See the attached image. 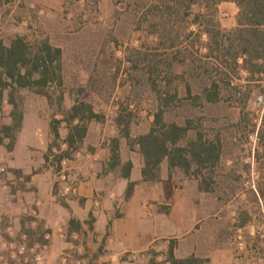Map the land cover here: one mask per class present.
<instances>
[{
	"label": "rangeland",
	"instance_id": "obj_1",
	"mask_svg": "<svg viewBox=\"0 0 264 264\" xmlns=\"http://www.w3.org/2000/svg\"><path fill=\"white\" fill-rule=\"evenodd\" d=\"M126 1L0 0V39L8 44L14 36L22 35L31 45L39 40H47L51 45L60 47L63 83L56 87V91L63 93V108L68 109L75 99H79L90 103L94 111L103 116L101 121H91L88 124L82 142L72 148L64 143L68 127L66 122H62L58 129L59 147H54L48 160H45L47 146L53 140L49 132V122L52 118H63L59 113L54 115L57 109L56 99L53 97L54 101L50 103L44 96L29 89H20L15 94V100L18 109L22 111V119L19 128H16V110L7 102L5 91L0 106V124L3 123L11 129L8 136L0 132V165H4L7 170L1 178L0 204L3 202L2 192L9 194L16 191L19 197L16 198V203L20 200L26 208L35 206L34 200L38 197L47 199V194L51 203L63 207L68 206V202L72 200L82 204L86 198L78 196V190L75 195H62L66 184L57 174L59 167L56 162L60 159L57 156L67 151L66 157L63 158H67L69 162L67 167L70 169V180L78 186L87 181L89 175H93L101 185H105L120 177V166L111 172L106 171L111 139L116 137L119 139L121 161L132 162V181L137 185L134 188L137 192L142 190L146 193L147 197L139 204H156L162 211L167 212L170 200L154 199L151 195L161 191L169 196L174 192L180 195L189 213L184 226L188 227L192 220L190 231L180 236V239L190 238L198 258L212 257L220 264H264V150L258 145L255 133L247 137L250 124H246L247 120L251 119L257 128L262 122L264 80L250 82L252 92L242 116L238 112L239 103L234 100L228 101L224 108L215 111L224 122V156L214 169L213 191H200L195 178L184 175L178 169H169L166 161L161 164L159 181H142V156L137 146L130 147L122 137L115 119L122 108L125 110L124 114L131 113L132 138L147 132L150 127L156 110L155 95L146 77L142 76L144 63L139 59L151 47L155 37L135 28L133 15L126 8ZM236 13L237 8L233 3L223 2L218 6L216 17L222 27L230 29L235 26ZM188 30L196 31V27L191 26ZM189 37L190 44L196 42V35ZM184 69L180 66L177 70L182 72ZM233 77L238 84H248L247 74L242 71ZM183 95L184 92L180 89V96ZM175 106L168 118L181 119L189 114V106L183 98ZM211 114L213 113L198 109L190 112L195 122H202L201 131L208 136L216 132L208 124L207 119L215 117ZM240 117L243 119L239 126L230 125ZM247 125L248 127H245ZM12 139L14 143L10 150ZM14 146L13 155L10 152ZM87 154H90V157H86ZM14 157L16 161H24L26 164L29 162L28 173H17L16 169L9 166ZM34 174L38 175V179L31 178ZM9 175L12 177L9 178ZM97 192L94 191L92 203L85 213V227L80 226L78 231H74L78 234L81 244L76 256L82 264H91L94 259L101 264L105 262L99 245L95 249L90 246V243L99 242L101 239H96L95 233L88 232L92 231L93 227L89 229L86 223H92L91 211L96 209L93 206L96 198L99 200V207L101 206L100 192L104 191ZM109 197L116 198L115 192L111 191ZM7 201L12 203L11 199ZM21 211V216L18 217L20 221L26 222V227L16 233L13 224L8 225L12 227L16 239L22 232L30 234L29 218L23 210ZM59 227L69 234V226L66 229ZM175 227L174 223L166 219L162 224H158L157 229L161 233L168 229L172 232L180 229ZM144 228L150 230L147 226ZM33 240L35 239L32 238V242ZM159 241L164 246L163 241L169 242L171 239ZM165 247L155 251V255L165 257L168 250ZM153 251L152 247L144 259L148 264H152L155 257ZM50 255L49 262L53 261Z\"/></svg>",
	"mask_w": 264,
	"mask_h": 264
},
{
	"label": "trees",
	"instance_id": "obj_2",
	"mask_svg": "<svg viewBox=\"0 0 264 264\" xmlns=\"http://www.w3.org/2000/svg\"><path fill=\"white\" fill-rule=\"evenodd\" d=\"M223 2H231L237 8L235 26L230 29L222 27L216 17L218 6ZM126 8L133 15L135 28L155 37L151 47L138 59L144 63L142 76L146 77L155 95L156 110L148 131L134 138L130 136L131 113L124 114L122 108L115 119L116 125L129 146H137L142 156V181H159L161 164L166 161L169 169H178L195 178L200 191L211 192L215 183L214 169L224 156V122L215 111L234 100L239 103L238 112L242 116L252 92L250 82L264 80L260 78L264 77V0H127ZM191 26H195L196 31L188 30ZM192 35H196L197 40L190 44L189 36ZM61 60L62 49L47 40L31 45L22 35L14 36L8 44L0 39V106L6 91L7 102L16 110V128L22 119V111L15 100L20 89L44 96L50 103L54 97L57 104L54 115L63 116L62 120L52 118L49 122L53 140L47 146L45 160L54 147H59L58 129L62 122L68 127L64 143L72 148L82 142L91 121L103 119L83 100L75 99L68 109L63 108V93L56 91L63 83ZM180 66L184 71L177 70ZM240 71L247 74L248 84L234 81L233 76ZM182 98L189 106V114L181 119L168 118ZM196 109L215 116L207 119L216 130L211 136L203 134L202 122H195L190 116ZM242 119L230 125L237 127ZM261 121L256 128L251 119L247 120L246 124H250L247 137L255 133L258 145L264 150V109ZM10 129L0 124V132L7 136ZM11 141L10 150L14 143L13 139ZM118 146L119 139L112 138L106 171L120 166V177L129 180L132 162L121 161ZM66 155L67 151H63L57 157L61 159ZM134 185V181H128L125 198L131 196ZM86 223L92 229L91 221ZM68 226L70 234L79 230L80 223L70 218ZM166 256L170 264H200L203 261L195 255L175 258L171 244Z\"/></svg>",
	"mask_w": 264,
	"mask_h": 264
},
{
	"label": "crops",
	"instance_id": "obj_3",
	"mask_svg": "<svg viewBox=\"0 0 264 264\" xmlns=\"http://www.w3.org/2000/svg\"><path fill=\"white\" fill-rule=\"evenodd\" d=\"M14 149L15 146L10 152L13 155ZM28 163L29 162L26 164L24 161H16L14 157V159L9 162V166L16 169L17 173L21 172L24 174L28 173V169L30 168V164ZM11 172L13 173V171ZM108 174L109 173H107V175ZM37 176V174H34L31 178L38 179ZM8 177L10 178L12 176L9 175ZM132 179L133 175L130 173L129 180L132 181ZM129 180L119 177L114 181L111 180V182L101 185L98 180L94 179L93 175H89L88 180L81 182L78 186V196L86 198V201L82 204L79 205L72 200L68 202V206L63 207L57 203H51L48 194L47 199L45 198V200H43L38 197L34 200L36 201L34 203L38 206L41 218L53 229L59 226H63L66 229L70 218L78 220L80 226L85 227V213L92 203L91 197L94 191L95 193H98L97 191H104L103 193L100 192L102 195L101 206L91 211L93 216V229L88 232L95 233L97 236L96 239H101L99 242L90 243V246L92 249H95V247L99 245V249L103 254L102 257L106 264H136L129 260V252H138L153 247L154 251L152 253L155 255V251L163 249L167 244L166 242H168L163 241V246L159 240L167 238L171 239V241L168 242L166 247L168 249L170 244L173 246V256L175 258H186L190 255L196 256V249L190 238L184 237L180 239V236L186 235L192 226L191 219L190 225H188V227H186V225L184 226V222L189 213L180 195L174 192L172 196H169L162 191L159 192V194L151 195L154 199L162 198L170 200V207L167 209V212H165L156 204L148 206L139 204L143 198L147 197L145 195L146 193L142 190L137 192V190L133 188L131 196L125 198L124 192ZM111 191L115 192L116 198L112 199L109 197ZM3 193L4 192L1 193L3 202L0 204V242L1 239L7 241L12 240L5 232L8 225L13 224L14 232L16 231V233L21 232L26 227V222L20 221L18 217L21 216V210L24 208L20 200L16 203L18 192L16 191L9 194ZM111 195H113V193H111ZM52 196L54 197L55 195L53 194ZM41 197H44L43 194H41ZM7 199H11L12 203L8 202ZM116 210L117 213L115 212ZM166 219L174 223L176 226L175 228L180 229L174 232L169 229L165 230L163 233L159 232L157 229L158 224H162ZM146 226L149 227L150 230H145L144 227ZM177 232H179V234H177ZM64 246L65 243L59 237L54 236L50 258L53 260L56 259ZM202 260L200 264H220L212 257ZM0 264L2 263L0 262ZM91 264L101 263L97 259H94Z\"/></svg>",
	"mask_w": 264,
	"mask_h": 264
},
{
	"label": "built area",
	"instance_id": "obj_4",
	"mask_svg": "<svg viewBox=\"0 0 264 264\" xmlns=\"http://www.w3.org/2000/svg\"><path fill=\"white\" fill-rule=\"evenodd\" d=\"M86 157H90V154H87ZM68 163L67 158H61L56 162L59 167L57 171L59 179L66 184L62 190L63 196L75 195L78 190V185L70 180V169L67 167ZM6 173V167L0 165V183L2 176ZM19 179L21 180V178ZM93 206L94 208L99 207V200L97 198L93 201ZM23 211L29 218L30 234L22 232L19 234L18 239H16L15 236H13L12 227H6L5 232L12 240L7 241L1 239L0 262L2 264H82L81 260L76 256V253L81 249L77 233L72 232L68 236L60 227L54 231V229L41 218L37 205L30 208L24 207ZM54 236L59 237L65 243V246L58 257L49 262L48 257L51 252ZM32 238L35 239L33 242ZM148 249L138 252H129V259L134 263L148 264L144 259L147 252L152 250V247ZM103 263L106 264V262ZM152 264H170V261L167 259V256L155 255Z\"/></svg>",
	"mask_w": 264,
	"mask_h": 264
}]
</instances>
